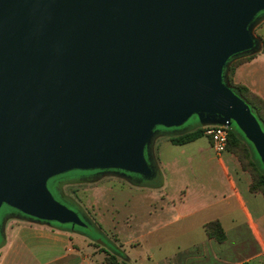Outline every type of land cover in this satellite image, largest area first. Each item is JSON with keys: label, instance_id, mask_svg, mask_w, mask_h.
<instances>
[{"label": "water", "instance_id": "obj_1", "mask_svg": "<svg viewBox=\"0 0 264 264\" xmlns=\"http://www.w3.org/2000/svg\"><path fill=\"white\" fill-rule=\"evenodd\" d=\"M263 12L264 0H0V210L85 228L48 182L152 179L157 130L193 117L235 125L264 166V131L229 75L231 58L261 50Z\"/></svg>", "mask_w": 264, "mask_h": 264}, {"label": "crops", "instance_id": "obj_2", "mask_svg": "<svg viewBox=\"0 0 264 264\" xmlns=\"http://www.w3.org/2000/svg\"><path fill=\"white\" fill-rule=\"evenodd\" d=\"M255 34L264 45V22ZM232 81L264 101V51L240 64ZM173 136L165 133L153 144L161 187L99 181L78 193L89 197L95 221L103 230L120 227L122 237L114 236L131 264H264V196L251 192V175L231 152L217 156L208 137L175 145ZM214 221L226 233L223 243L207 234ZM243 237L259 250L233 259L239 247L232 243ZM4 239L0 264H108L101 247L55 225L12 218Z\"/></svg>", "mask_w": 264, "mask_h": 264}, {"label": "trees", "instance_id": "obj_3", "mask_svg": "<svg viewBox=\"0 0 264 264\" xmlns=\"http://www.w3.org/2000/svg\"><path fill=\"white\" fill-rule=\"evenodd\" d=\"M261 17H263V14H260L257 18L259 19ZM263 51L264 45L259 52L242 53L231 58L229 62H231L232 64L229 69V75L232 90L236 95L243 98L248 103L252 113L257 118L264 131V101L259 96L253 94L247 87L243 85H236L232 81L233 75L240 64L254 59L259 53ZM171 130L172 129L168 130L159 128L157 130L156 136L158 137L165 133H172L174 136L171 137V141L175 145H186L205 137L204 130L201 127L200 123L195 127H190L187 129L185 128L181 131ZM227 151L234 154L238 158L242 169L251 175V192L261 193L264 196V166L253 145L234 125L231 127L229 132V143ZM150 153V162L155 171V176L152 179L147 180L138 175H128V183L130 185L149 188L161 187L163 178L158 170V166L156 164L153 153L151 151ZM103 174L104 172L101 171H73L51 179L48 182V187L53 196L59 202L77 212L79 216L86 222L87 226L85 228L76 227L74 231L87 237L90 241L94 242L97 247H101V249L108 255V264H131L129 257L118 246L117 239H113L114 244L110 245L105 243L102 239H98L95 236L91 235L90 232L87 231L90 228H94L96 231L102 234L103 228L94 219H92L89 216L88 212L85 210L84 206L78 198V190L73 189L72 192H70L69 190L72 186H75V184L89 185L97 183L103 178ZM3 208L6 210L3 211L0 217L1 231L3 230V222L7 219H10L12 217L28 218L8 206H4ZM53 225L62 229L72 230L71 225H60L57 223H54ZM205 228L209 237L216 239L220 243L226 241V233L219 221L210 222L205 226ZM4 242V235L1 234L0 248L4 245Z\"/></svg>", "mask_w": 264, "mask_h": 264}, {"label": "rangeland", "instance_id": "obj_4", "mask_svg": "<svg viewBox=\"0 0 264 264\" xmlns=\"http://www.w3.org/2000/svg\"><path fill=\"white\" fill-rule=\"evenodd\" d=\"M198 124H199L198 118L197 117H193L186 123L184 128H178V129H174V130L172 129L171 131H177V130L181 131V130H184L185 128L187 129V128H190V127H195ZM100 181H101L100 184L103 183V182H114L116 184H124V182H125L124 180H122L121 178H119L117 175H115L113 173L105 174L104 177ZM96 185L97 184H89V185L75 184V186H72L71 189H69V190H70V192H72L73 189H76V190H78V193H79L83 189L85 190V189H88V188H92L93 186H96ZM88 192H90V191H88ZM78 198L81 201L82 205L84 206L85 210L88 212L89 216L92 219L95 220L92 209L87 207V203L89 201V197L85 196L83 194H78ZM3 207L0 210V217H1L2 213H3V211L6 210ZM118 218L119 217L117 215L116 223L119 221ZM0 220H1V218H0ZM87 231L90 232L91 235L95 236L98 239H102L105 243L110 244V245L114 244L113 239H116V236H114L115 234L118 235L117 238L122 237L121 236L122 234L120 232V227L117 224H116V229H114L112 226L111 227H109L108 225L104 226V230H103L102 234H100L94 228H90ZM0 238H1V234H0ZM242 240H244V241L241 242V243H237V244H235V242L232 243L233 249L236 248V247H239V252L238 253H234L233 254V252H232L233 259L236 258V256H238V258H242L244 256L253 255L254 253L258 252V250H259L258 244L256 242H254L253 240H248L245 237H243ZM147 247H148L147 244L144 245V249L147 248ZM233 249L231 251H233Z\"/></svg>", "mask_w": 264, "mask_h": 264}, {"label": "built area", "instance_id": "obj_5", "mask_svg": "<svg viewBox=\"0 0 264 264\" xmlns=\"http://www.w3.org/2000/svg\"><path fill=\"white\" fill-rule=\"evenodd\" d=\"M204 135L212 142V147L217 156L227 152L229 143V132L231 127L228 126H209L202 127Z\"/></svg>", "mask_w": 264, "mask_h": 264}, {"label": "flooded vegetation", "instance_id": "obj_6", "mask_svg": "<svg viewBox=\"0 0 264 264\" xmlns=\"http://www.w3.org/2000/svg\"><path fill=\"white\" fill-rule=\"evenodd\" d=\"M261 14H263V17H264V12H263V13H261Z\"/></svg>", "mask_w": 264, "mask_h": 264}]
</instances>
